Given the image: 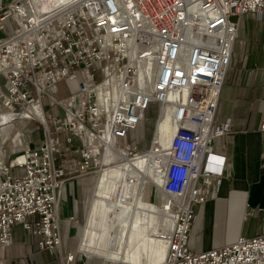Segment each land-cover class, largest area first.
Wrapping results in <instances>:
<instances>
[{
    "label": "built area",
    "instance_id": "obj_1",
    "mask_svg": "<svg viewBox=\"0 0 264 264\" xmlns=\"http://www.w3.org/2000/svg\"><path fill=\"white\" fill-rule=\"evenodd\" d=\"M65 6L40 13L28 0H14L0 7V33L6 21L15 24L11 35L0 36V115L10 114L13 127L37 122L43 134L0 165V248L11 243L16 225L35 229L41 250L61 248L65 182L98 174L105 155L138 152L139 142H122L157 104L148 153L161 170L174 220L163 264H264V234L209 251L190 246L194 205L207 203L214 179L226 175L215 142L231 129L215 119L236 19L262 16L264 0H69ZM164 116L175 133L163 150L157 140Z\"/></svg>",
    "mask_w": 264,
    "mask_h": 264
},
{
    "label": "crops",
    "instance_id": "obj_2",
    "mask_svg": "<svg viewBox=\"0 0 264 264\" xmlns=\"http://www.w3.org/2000/svg\"><path fill=\"white\" fill-rule=\"evenodd\" d=\"M13 1L0 0V7H6ZM236 21L239 22V32L215 119L216 125L229 123L231 129L228 135L218 138L215 142V151L226 157V175L214 179L211 199L203 205H196L195 208L198 219L202 213L214 215L217 212L224 220L225 226L235 229L233 238L218 248L232 245L240 238H253L264 234V14H246ZM7 35V32L0 33L1 37ZM167 120L164 116L159 125L158 142L163 148L167 145ZM42 139L43 137H33L32 144L35 145ZM125 175L127 172L121 167L109 171L110 178L123 176L124 187L133 181L132 172L130 177ZM90 176L68 179L62 189L59 207L63 240L61 248L41 250V237L37 231L16 225L11 230V243L5 249L0 248V264H104L99 259L89 258L78 251L83 231L79 220H84L86 204L83 201L84 196L78 195L76 198L75 184L88 180ZM108 179H99L98 186L108 183ZM136 181L139 193L137 196L142 199L147 184L143 178ZM104 198L109 203L121 207L128 206L121 200ZM151 200L153 201V198ZM99 201L100 197L95 194L90 212L98 209ZM131 206L134 211V203ZM125 215L126 212L119 215L118 234L113 247L110 248L113 254L105 256L106 260L110 264H162L165 258L159 260V252L164 242L167 251V239L158 231L156 212L154 231L144 236L143 240L145 244L142 249L147 254L138 252L136 249L141 246L134 243L135 236L141 235V213L138 212L137 219L129 224H124ZM198 222L199 220H194L193 223L190 237L192 249V234L196 225L199 226ZM209 250L212 249L202 251ZM71 255L75 257L69 260Z\"/></svg>",
    "mask_w": 264,
    "mask_h": 264
},
{
    "label": "rangeland",
    "instance_id": "obj_3",
    "mask_svg": "<svg viewBox=\"0 0 264 264\" xmlns=\"http://www.w3.org/2000/svg\"><path fill=\"white\" fill-rule=\"evenodd\" d=\"M29 1V0H28ZM60 4L56 5L54 8H57ZM52 8V9H54ZM5 27L7 34L11 35L15 29L14 22L10 21L5 22ZM3 79L0 77V82ZM60 91L63 96L67 95V84L65 82L59 85ZM158 114V105L153 104L151 110L148 113L145 122H141L139 127L131 132V134L123 140L122 145L124 147L131 146L136 141L140 143L138 152H134L126 156L124 153H114L104 156V168L99 171L98 174L91 175L86 183V181H81L75 184V195L76 198L78 195L84 196L83 201L86 204L84 220L80 222L79 225L83 227L82 239L78 248V251L86 254L89 258L99 259L104 264H110L105 256L112 255L111 247L115 243V238L118 234V219L119 215L122 212H126L124 224H129L134 222L138 217V212L141 213V235L139 237L135 236L134 243L137 246H141L136 250L143 251L142 245L144 236L149 235L154 231L155 225V212L157 216L158 231H161L162 224L159 219L160 211L167 206H165L166 201H168V196L162 192V184L159 186L155 180H162L160 174V169H158L153 163L152 159L147 156V153L151 148V142L154 137L155 130V120ZM167 119L169 118L166 116ZM170 120L168 119L165 126V132L167 137V145L164 149L169 146L171 138L175 132V129L170 125ZM41 125L37 122L23 123L19 121L16 123V126L13 127V130L10 132L9 127L5 131H0V165L9 164L19 153V151L26 145H32V139L37 137L36 134H30L29 132L34 129L40 130L41 134ZM43 137V134H42ZM144 154L141 157L137 158V154ZM113 156V157H112ZM118 156V157H117ZM120 156V157H119ZM122 156V157H121ZM118 159H117V158ZM130 158L132 160L123 159ZM153 157V156H152ZM111 161L113 164H111ZM107 164V165H105ZM123 168L127 175L125 177H130L132 172V179L127 186H122L123 176L119 178H110L109 171L117 170V168ZM1 176V175H0ZM109 178L108 183L104 185H99V179ZM143 178L147 186L144 189L142 199L138 197L139 193L137 192L138 182L136 180ZM98 186V188H97ZM159 188L157 198L154 200L155 191ZM97 189V191H96ZM73 192V191H72ZM80 193V194H79ZM95 194L100 197L98 209H93L91 212V206ZM113 200H121L123 203H127L128 206H119L115 203H109L105 201V198ZM162 197V198H161ZM153 198V201L151 200ZM60 198V204H61ZM155 201V202H154ZM134 203V211L132 209V204ZM154 205V206H153ZM155 205L158 207H155ZM60 207V205H59ZM146 210H143V208ZM196 205H194V209ZM149 209V210H148ZM196 210V209H195ZM133 213V214H132ZM60 215V214H59ZM196 215V214H195ZM169 217V215H168ZM196 215L195 221L198 222L199 226L196 228L192 234V240L194 243L193 251L201 252L204 249H219L218 247L227 244L234 236V228H229L225 226V222L221 219L219 213L214 215H205L201 214L199 219ZM170 220V218H168ZM61 220V219H60ZM171 222V221H170ZM172 222L169 224V230L167 232L163 231L165 236H162L167 239L168 235L172 230ZM62 230V229H61ZM193 231V230H192ZM192 233V232H191ZM164 239V240H166ZM79 243V242H78ZM166 248V242H164ZM136 246V247H137ZM147 254V252L143 251ZM112 253V254H110ZM160 260L162 257L165 258L166 251L164 254V246L160 250ZM85 255V256H86ZM145 263V260H144Z\"/></svg>",
    "mask_w": 264,
    "mask_h": 264
},
{
    "label": "bare ground",
    "instance_id": "obj_4",
    "mask_svg": "<svg viewBox=\"0 0 264 264\" xmlns=\"http://www.w3.org/2000/svg\"><path fill=\"white\" fill-rule=\"evenodd\" d=\"M69 2V0H29L28 3L34 7L35 9H37L40 13H47V12H51V11H54L55 9H58L60 8V10L64 9L66 6V4ZM60 4L59 6H57V8H54L56 5ZM54 8V9H52ZM58 10V11H60ZM57 11V12H58ZM12 121V116L10 114H3V115H0V131H5L7 127H9V130L10 132L13 130V125L10 123ZM10 123V124H9ZM7 124V125H5ZM158 142V140H157ZM161 146V145H160ZM114 147L117 148L118 145L114 144ZM161 148H163L161 146ZM164 150V148H163ZM119 154H122V153H125V155L129 156V153L128 151L126 152L125 150H122L121 152L119 151L118 152ZM148 153V152H147ZM146 154V153H144ZM144 154H140L139 156H137V158L141 157L142 155ZM147 156L149 158H153L152 157V153H148ZM129 158V157H128ZM104 160V158H103ZM129 160H132L129 158ZM104 163V161H103ZM111 164L112 161H111ZM107 165V164H105ZM161 171V170H160ZM156 183L160 186L161 185V182H163V179L162 180H155ZM159 188H157V191H155V194H154V200L157 198V195H158V191H159ZM162 198V197H161ZM156 201V200H155ZM154 201V202H155ZM155 207H157L155 205ZM158 208V207H157ZM164 213H162L160 211L159 213V219L158 221H160V223L162 224V228H161V231H160V234H162L161 236H165L164 232H167L169 230V219L171 220L172 222V226H174V220H173V216L171 215V213L169 211H167L165 208L162 210ZM169 215V217H168ZM173 229V227H172ZM163 230V231H162ZM172 231V230H171ZM171 233V232H170ZM165 251H166V248H165V245H164V254H165ZM154 254V253H153ZM156 254V253H155ZM159 258H160V253H159ZM160 260V259H159ZM163 264V263H162Z\"/></svg>",
    "mask_w": 264,
    "mask_h": 264
},
{
    "label": "trees",
    "instance_id": "obj_5",
    "mask_svg": "<svg viewBox=\"0 0 264 264\" xmlns=\"http://www.w3.org/2000/svg\"><path fill=\"white\" fill-rule=\"evenodd\" d=\"M39 131H40V130H38V129H34V130L31 131V134H32V133H33V134H36V135H37V138H38V139H41L42 134H40Z\"/></svg>",
    "mask_w": 264,
    "mask_h": 264
}]
</instances>
